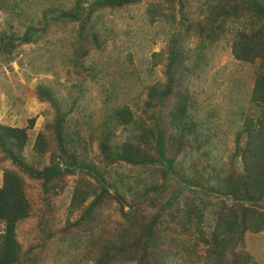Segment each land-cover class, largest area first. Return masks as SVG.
Returning <instances> with one entry per match:
<instances>
[{
	"label": "trees",
	"instance_id": "1",
	"mask_svg": "<svg viewBox=\"0 0 264 264\" xmlns=\"http://www.w3.org/2000/svg\"><path fill=\"white\" fill-rule=\"evenodd\" d=\"M142 3L150 24L170 21L174 33L165 85H150L141 108L112 105L98 132L84 135L88 121L70 118L76 99L66 108L40 87L38 98L51 105L54 119L31 145L33 118L24 128L0 124V264H45L48 245L66 258L55 264H257L245 237L264 232V0H74L44 22H77L68 62L82 73L89 49L103 43L96 28L102 11ZM228 25H241L231 43L233 58L255 65L248 98L254 110L237 118L233 149L223 163L213 155L219 138L187 109L182 84L188 69L182 62L192 54L190 37L202 40L201 51ZM46 31H2L0 63L16 62L22 46L37 43ZM60 52L67 56L63 46ZM194 56L196 66L199 55ZM120 127L128 132L122 141L115 139ZM93 137L97 144L89 151ZM27 146L30 157L24 155ZM188 157L193 158L186 163ZM115 165L128 166L129 174H114ZM67 177H73L70 186ZM67 188L70 200L60 217L54 200ZM30 191H36L34 200ZM30 218L42 241L24 248L17 228Z\"/></svg>",
	"mask_w": 264,
	"mask_h": 264
},
{
	"label": "rangeland",
	"instance_id": "2",
	"mask_svg": "<svg viewBox=\"0 0 264 264\" xmlns=\"http://www.w3.org/2000/svg\"><path fill=\"white\" fill-rule=\"evenodd\" d=\"M73 3L74 0H0V33L5 31L22 36L29 27L47 28L37 43L22 46L24 53L18 57L19 61L0 63V124L24 128L33 118V127L27 131L29 145L35 135L44 131L46 124L54 119L51 105L38 98L40 87H48L54 98L66 108L76 99L70 118L88 121V125L82 126V133L90 135L92 130L98 132L112 105L127 104L133 110L141 108L150 85H165V57L169 38L174 33V25L170 21L161 19L150 24L144 14L146 3L123 9H105L101 18L103 24L99 22L96 26L103 43L100 48L91 46L82 62L86 70L78 73L79 69L68 62L71 54L69 44H74L77 38V22L46 23L51 20L53 12L57 15L70 9ZM240 26L228 25L218 41L206 44L201 51L199 43L202 40L190 37L188 48L192 54L186 55L188 59L182 62L188 69L182 84L183 89L184 86L188 89L187 109L201 126L209 123L220 140L216 146L219 152L214 151L213 155L223 163L229 160L233 149L237 118L241 113L252 115L254 110L248 98L253 87L255 65L240 63L231 54L233 35ZM60 46L67 51V56L60 52ZM193 51L199 55L196 66ZM152 55L157 57L154 59ZM167 131L170 133L172 128ZM115 136L118 141L124 140L128 136L127 129L118 128ZM96 144L93 137L89 151L95 150ZM29 150L30 146H27L25 157H30ZM192 158L188 157L186 163ZM112 171L114 174H129L128 166L120 169L115 165ZM1 174L0 170V185ZM135 174L130 173L131 176ZM66 181L72 185L73 177H67ZM69 190L67 188L54 200L60 206V217L66 215ZM28 196L34 200L36 191H30ZM17 235L24 248L42 241L35 218L20 224ZM245 245L257 264H264V232L247 235ZM63 248L64 245L61 246ZM200 248L199 253H203V247ZM63 256L58 254V248L50 245L42 254L45 264L64 263L66 258ZM57 257L60 260H56ZM175 264L187 263L178 260Z\"/></svg>",
	"mask_w": 264,
	"mask_h": 264
}]
</instances>
